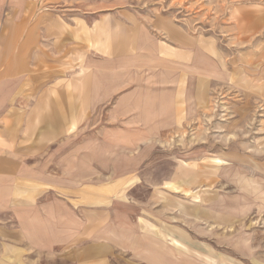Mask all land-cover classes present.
Wrapping results in <instances>:
<instances>
[{
  "label": "rangeland",
  "instance_id": "obj_1",
  "mask_svg": "<svg viewBox=\"0 0 264 264\" xmlns=\"http://www.w3.org/2000/svg\"><path fill=\"white\" fill-rule=\"evenodd\" d=\"M160 20L195 40L196 110L184 109L182 125L151 151L99 152L92 176L83 167V257L264 264V0H0V83L18 77L24 98L28 76L48 86L55 74L69 88L89 50L141 41ZM137 58L147 67L146 55Z\"/></svg>",
  "mask_w": 264,
  "mask_h": 264
},
{
  "label": "crops",
  "instance_id": "obj_2",
  "mask_svg": "<svg viewBox=\"0 0 264 264\" xmlns=\"http://www.w3.org/2000/svg\"><path fill=\"white\" fill-rule=\"evenodd\" d=\"M154 25L141 41L89 50L86 72L76 71L69 88L55 74L48 86L28 76L33 92L24 98L18 77L0 83V264H92L83 257V167L92 176L99 152L110 160L151 151L154 138L182 125L184 109L196 110L195 40L168 21ZM117 27L132 31L125 20ZM141 52L147 67L138 65ZM97 207L90 204L91 222Z\"/></svg>",
  "mask_w": 264,
  "mask_h": 264
}]
</instances>
